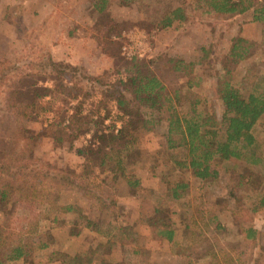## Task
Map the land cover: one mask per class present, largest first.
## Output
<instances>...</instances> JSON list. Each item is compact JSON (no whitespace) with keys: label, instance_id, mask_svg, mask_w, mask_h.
<instances>
[{"label":"trees","instance_id":"16d2710c","mask_svg":"<svg viewBox=\"0 0 264 264\" xmlns=\"http://www.w3.org/2000/svg\"><path fill=\"white\" fill-rule=\"evenodd\" d=\"M108 1L93 3L97 18L101 19L97 22L98 31L103 29L106 37L115 31L112 20L107 18ZM122 1L139 3L143 12H150L149 23L159 28L187 16L182 0ZM195 1L208 12L227 17L250 13L252 21L264 24V2ZM251 45L243 36H233L228 56L234 62L241 60L250 53ZM40 57L39 62L27 64L18 58L0 63V95L3 94L5 100L0 115L9 121L7 114L14 113L12 124L16 126L19 118L33 113L46 121L44 129L49 130L47 134L56 143L64 139L78 140L88 134L89 145L75 149L83 156L78 171L45 167L26 146L11 151L0 147V216L3 220L0 222V264L11 261L20 264L21 258L33 252L32 239L39 241V249L50 247L49 241L40 238L44 230L39 226L41 220L49 218L47 210L73 214V223L81 220L84 227L101 233L108 239L105 245L109 247L118 243L122 247L134 244L138 234L127 224L117 223L111 227L108 224L102 230L99 218L89 217L82 206L59 204V191L63 188L77 190L91 199L96 210L116 207L121 179L131 188L140 185L135 167L143 160L141 134L153 129L161 120L166 123V148L172 151L169 160L176 169L189 172L194 179L214 182L220 176L219 167L224 161L244 162L239 166L236 185L228 190L226 203L231 201L230 206L214 204L218 210L230 211L241 240L224 244L215 235L213 238H216L218 251L228 248L241 264H264V240L252 223L254 215L264 212V184H259L251 168L264 166V152L255 131L258 119L264 114V83L253 82L245 95L230 80L228 64H223L216 73L207 65L205 73L210 71L208 77L216 79L215 90L222 105L219 116H215L199 109L201 98L193 90L203 75H196L192 62L168 58L172 69L186 76L182 88L170 90L150 68L155 62L152 58L145 62L134 59L130 67L117 72L115 80L108 81L102 75L89 74L79 64L54 60L49 52ZM261 80L264 82V77ZM28 87L33 89L32 101L24 102L23 91ZM24 131L19 129L17 136L25 139ZM186 185L182 178L176 179L168 183L166 195L176 202L183 197ZM197 210L206 229L223 228L216 215H207L205 219L202 207ZM13 221L21 222L22 228L13 226ZM149 226L158 239L175 241V229L169 219L149 218ZM6 238L8 244L1 246ZM96 250L92 247L74 253L52 250L48 260L52 259L53 264H93ZM138 252V249L132 250V253Z\"/></svg>","mask_w":264,"mask_h":264},{"label":"rangeland","instance_id":"374dc122","mask_svg":"<svg viewBox=\"0 0 264 264\" xmlns=\"http://www.w3.org/2000/svg\"><path fill=\"white\" fill-rule=\"evenodd\" d=\"M94 1L0 0V63L16 58L26 64L39 62L40 55L49 52L54 60L79 64L89 74L102 75L106 80L113 81L118 76L117 72L130 67L134 59L145 62L152 58L155 62L150 68L168 89L173 90L184 86L186 76L183 72L173 70L168 58L182 59L187 63L192 62L196 75H203L193 90L201 98L199 109L215 116H219L222 105L215 90L216 79L208 77L210 71L205 73L207 65L216 73L223 64H228L231 67L230 80L245 95L249 93L253 82L264 83L261 80L264 77V24L252 21L250 13L227 17L208 12L195 0H182L186 18L159 28L149 23L150 12L148 9L149 13L143 12L139 3L109 0L106 13L115 31L106 37L103 29L98 31L97 22L101 19L97 18L93 8ZM135 32L146 34L147 53L142 58H129L122 50L124 40L133 37L137 34ZM236 35L243 36L252 45L245 58L234 62L228 56V49L231 38ZM101 37L105 39L101 40ZM32 97L33 89L26 88L23 101L31 102ZM4 106L2 94L0 109ZM4 118L0 115V147L11 151L26 146L45 167L80 170L83 156L77 154L75 149L89 145L88 134L78 140L64 139L58 144L47 134L49 130L44 129L46 121L36 118L33 113H26L19 118L16 126L12 124L14 113L7 114L9 121ZM19 129L25 130V139L17 136ZM255 131L264 152V114L258 119ZM165 132L166 123L161 120L153 129L141 134L143 160L135 167L140 185L131 188L121 179L117 187L118 204L111 210H96L91 199L82 196L77 190L63 188L59 191V204L76 203L82 206L89 217L99 218L102 230L117 223L127 224L138 234L134 244L122 247L118 243L109 247L105 245L108 239L101 233L84 227L81 220L77 224L73 223V214L47 210L49 218L41 220L39 226L44 230L40 238L44 242L49 241L50 247L39 249V241L32 239L33 252L21 258L20 264H53L52 259L48 260L52 250L74 253L75 250L88 247L97 248L93 264H241L228 248L217 250L214 242L216 238L224 244H236L241 237L237 235L230 211L218 210L214 204L230 206L231 201L226 203L229 200L228 190L236 185L239 166L244 165V162L224 161L219 167L220 176L216 181H198L189 172L176 169L169 160L172 151L166 148ZM251 168L259 184H264V166ZM179 178L186 181L187 185L183 197L175 202L166 195V189L168 183ZM200 206L205 219L207 215H216L223 228L206 229L201 215H198L197 208ZM263 213L254 215L252 219L262 240ZM149 218L169 219L175 229V241L155 237L149 226ZM1 219L0 216V222H3ZM12 225L22 228L21 222L13 221ZM7 242L8 238L1 246H6ZM133 249L139 252L132 253ZM213 254L216 257H212Z\"/></svg>","mask_w":264,"mask_h":264},{"label":"built area","instance_id":"2783aa9c","mask_svg":"<svg viewBox=\"0 0 264 264\" xmlns=\"http://www.w3.org/2000/svg\"><path fill=\"white\" fill-rule=\"evenodd\" d=\"M133 37H127V41L124 40V45L122 46L123 53L127 57H137L142 58L146 55V34L142 32H135Z\"/></svg>","mask_w":264,"mask_h":264}]
</instances>
